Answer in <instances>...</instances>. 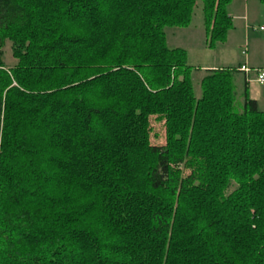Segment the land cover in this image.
Segmentation results:
<instances>
[{"label": "trees", "instance_id": "obj_1", "mask_svg": "<svg viewBox=\"0 0 264 264\" xmlns=\"http://www.w3.org/2000/svg\"><path fill=\"white\" fill-rule=\"evenodd\" d=\"M233 1L0 0V264H264V113L247 81L237 93L244 65L204 71L197 99L166 39L201 2L208 47L225 43ZM173 159L197 177L183 190Z\"/></svg>", "mask_w": 264, "mask_h": 264}, {"label": "rangeland", "instance_id": "obj_2", "mask_svg": "<svg viewBox=\"0 0 264 264\" xmlns=\"http://www.w3.org/2000/svg\"><path fill=\"white\" fill-rule=\"evenodd\" d=\"M228 14L232 18V29L228 32L225 43L217 44L214 49L208 47L207 33L204 25L202 3L195 10L192 25L186 29H166V39L169 48L181 45L187 54V62L192 67V79L195 96L201 97L200 83L205 76L201 68L217 67L235 69L247 64L250 68L264 71V4L260 0H234L228 7ZM263 28V31L260 29ZM205 29V31H204ZM3 62L7 69L16 65L12 56L11 43L4 45ZM256 70L250 72V80L256 76ZM237 93L243 90L241 82L236 77ZM263 98L259 102V110L264 113V85ZM150 141L153 146L166 145V124L150 119ZM171 174L177 190H183L193 180L196 174L191 166H187L181 159H173ZM158 230L168 231L170 219L157 217Z\"/></svg>", "mask_w": 264, "mask_h": 264}, {"label": "crops", "instance_id": "obj_3", "mask_svg": "<svg viewBox=\"0 0 264 264\" xmlns=\"http://www.w3.org/2000/svg\"><path fill=\"white\" fill-rule=\"evenodd\" d=\"M204 31H205V29H204ZM174 48L184 49L183 46L178 45V44L176 46H174ZM245 65H247V64H245ZM217 69H223V68H217L215 66L214 67H205L203 69L201 68V71L204 72V71L217 70ZM249 69H252L253 71L256 70V69H253V68H250V67H249ZM258 70H262V68L261 69H258ZM249 75H250V73L249 74H246V73H243V72L240 71V74L237 76V78H238V80L240 82H241V78L242 77H243V82H244V80L247 81L248 88H249V96H250V98L252 100L256 101L259 104V102L263 98V90L261 88L264 85V83L258 82L257 73H256V76L254 78H252L253 81L250 80Z\"/></svg>", "mask_w": 264, "mask_h": 264}, {"label": "built area", "instance_id": "obj_4", "mask_svg": "<svg viewBox=\"0 0 264 264\" xmlns=\"http://www.w3.org/2000/svg\"><path fill=\"white\" fill-rule=\"evenodd\" d=\"M261 30H263V29H261ZM241 71L246 73V74H249L252 70L249 69V67L246 65V66H243L241 68ZM255 73H257L258 82L264 83V71L263 70H256Z\"/></svg>", "mask_w": 264, "mask_h": 264}]
</instances>
